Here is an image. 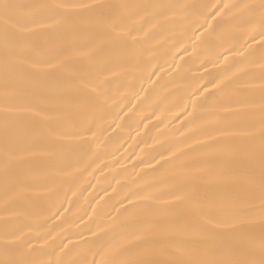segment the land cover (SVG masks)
<instances>
[{
  "label": "snow or ice",
  "instance_id": "snow-or-ice-1",
  "mask_svg": "<svg viewBox=\"0 0 264 264\" xmlns=\"http://www.w3.org/2000/svg\"><path fill=\"white\" fill-rule=\"evenodd\" d=\"M209 17H221L215 28ZM138 19L161 28V21L181 20L193 28L196 40L207 34L204 43L210 47L233 28L248 36L242 59L229 62V54L242 55L233 46L200 65L206 72L209 62L220 67L209 73L207 83L191 88L181 109L187 123L180 134L191 132L185 141L196 147L156 140L159 151L142 161L149 178L134 182L135 189L118 199L120 207L113 203L104 211L106 201L99 212L95 206L91 215L84 212L87 221L79 217L95 240L83 232L82 244L53 235L59 225L36 238L29 234L32 229L9 228L11 202L29 190L19 171L28 156L45 155L55 162L48 179L58 195L64 182L57 177L71 176L64 170L83 163L67 153L64 142L82 141L85 153L95 142V119L89 117L102 114L111 98L97 55L107 49L110 60L130 65L153 54L154 35L144 32L138 38L143 31ZM53 103L59 105L60 130L48 123L52 117L46 108ZM0 173L5 218L0 264H264V0L222 8L195 2L0 0ZM68 212L61 200L53 217L59 220ZM41 238L47 248L37 247Z\"/></svg>",
  "mask_w": 264,
  "mask_h": 264
},
{
  "label": "bare ground",
  "instance_id": "bare-ground-1",
  "mask_svg": "<svg viewBox=\"0 0 264 264\" xmlns=\"http://www.w3.org/2000/svg\"><path fill=\"white\" fill-rule=\"evenodd\" d=\"M20 2L33 3L36 0H20ZM48 2H53V0H48ZM76 2H195L209 6L218 5L222 8L224 4L241 3L242 0H76ZM244 2H258V0H244ZM208 19L215 28L221 17H217L216 20H212L211 17ZM153 24L155 21L138 19L137 25L143 27V31L137 34L138 38H143L144 32H148L149 36L154 35V39L151 40L153 52L151 56H145L129 65L122 61L110 60L107 49L97 55V63L101 61L104 63V70L110 82L111 98L102 114L89 117L90 121L95 119L93 131L97 133V138L91 144L90 150H86L85 153L86 146L80 140L70 139L64 142L67 146V153L79 156L83 163L79 169L66 168L64 170L65 173H71V176L61 174L57 177L58 181L64 182L58 195L54 194L53 185L48 179L49 169L55 163L50 157L31 155L19 165V171L24 182L29 186V190L20 193L11 202V213L7 221L9 228L18 225L24 227L25 231L32 229L29 234L36 238L37 233L43 236L50 230V226L59 225L53 235L60 233L61 236L70 237L74 242L81 244L83 237L95 240L91 232L86 231L84 225L80 223L79 217L83 216L87 221L88 217L84 215V212L91 215L93 206L99 212L106 201L108 206L104 207V211H108L113 203L117 208L120 207L117 201L122 198L123 193L128 189H135L136 183L134 182L149 178L146 174L150 173V169L145 167L142 161L150 160L151 156L159 151L160 145L155 143L156 140H160L163 144L186 142L196 147L191 139L185 141V136H192L191 132L185 131V136L180 134L187 123L186 114L181 109L187 101L191 88L198 83H207L209 73L216 72L220 67L217 65L214 68L213 63L209 62L206 72L200 65L214 60L215 53L233 46L236 52L242 55L229 54V62L242 59L243 55H247L242 45L248 36L242 28H233L226 34V38L222 37L217 40L216 45L210 47L204 43L207 34L201 36L200 40H196L192 35L193 28L187 27L181 20L161 21L163 28L160 25L153 27ZM196 35H200V32ZM185 48L188 49L187 53L184 52ZM80 63L77 61V66ZM209 89L215 91L210 85ZM199 101H204V96L199 97ZM58 110L59 105L55 103L46 108L47 113L52 117L48 123L54 130L61 129L60 122L56 119ZM117 124L119 127H116ZM97 144L101 146L99 150H97ZM192 157H196L195 152L192 153ZM87 164L90 166L86 171H82ZM117 180L120 181L119 185L116 183ZM3 188L4 177L0 173V197H2ZM113 189H116V192H113ZM102 196L104 200L97 205L96 201ZM109 197L113 199L110 201ZM61 200L64 201V207L71 208V212L65 213L63 217L56 220L53 213L59 207ZM69 200L71 205L68 203ZM124 203L127 204V201L125 200ZM95 219L94 216L93 221L89 223H94ZM4 228L3 201L0 198V235L3 234ZM81 232H83V237L80 235ZM64 242L67 243V240ZM40 245L48 247L42 238L39 239L37 247Z\"/></svg>",
  "mask_w": 264,
  "mask_h": 264
}]
</instances>
